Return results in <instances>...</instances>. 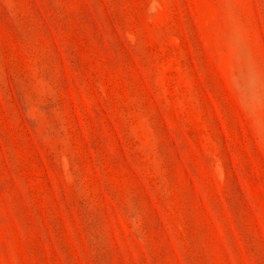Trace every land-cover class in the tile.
<instances>
[{
	"label": "rangeland",
	"instance_id": "obj_1",
	"mask_svg": "<svg viewBox=\"0 0 264 264\" xmlns=\"http://www.w3.org/2000/svg\"><path fill=\"white\" fill-rule=\"evenodd\" d=\"M0 264H264V0H0Z\"/></svg>",
	"mask_w": 264,
	"mask_h": 264
}]
</instances>
